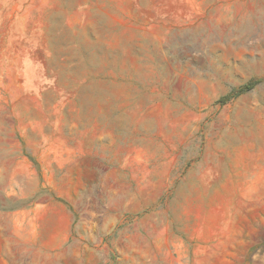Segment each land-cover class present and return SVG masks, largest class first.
Segmentation results:
<instances>
[{
	"label": "rangeland",
	"instance_id": "1",
	"mask_svg": "<svg viewBox=\"0 0 264 264\" xmlns=\"http://www.w3.org/2000/svg\"><path fill=\"white\" fill-rule=\"evenodd\" d=\"M0 264H264V0H0Z\"/></svg>",
	"mask_w": 264,
	"mask_h": 264
},
{
	"label": "crops",
	"instance_id": "2",
	"mask_svg": "<svg viewBox=\"0 0 264 264\" xmlns=\"http://www.w3.org/2000/svg\"><path fill=\"white\" fill-rule=\"evenodd\" d=\"M48 210H52L53 212L58 211V213L61 215V219H63L64 222H62L60 227H57L56 219L52 216L50 219L51 222V230L47 234L45 238V243L50 248H55L57 245H61L65 242V240L69 236V226H70V216L66 212L65 208L62 205H59L57 203H47ZM15 220H26L28 223L31 224V240H36L37 243H39L40 238V226H41V219L39 216H37L35 213L26 212L24 210H18L11 215ZM20 220V221H21ZM50 225V223H49Z\"/></svg>",
	"mask_w": 264,
	"mask_h": 264
},
{
	"label": "trees",
	"instance_id": "3",
	"mask_svg": "<svg viewBox=\"0 0 264 264\" xmlns=\"http://www.w3.org/2000/svg\"><path fill=\"white\" fill-rule=\"evenodd\" d=\"M245 88H249V87L247 86V87H245Z\"/></svg>",
	"mask_w": 264,
	"mask_h": 264
}]
</instances>
